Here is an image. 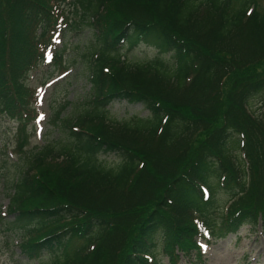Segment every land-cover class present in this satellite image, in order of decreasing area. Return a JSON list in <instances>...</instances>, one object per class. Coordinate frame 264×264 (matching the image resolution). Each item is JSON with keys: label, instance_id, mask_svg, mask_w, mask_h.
<instances>
[{"label": "trees", "instance_id": "16d2710c", "mask_svg": "<svg viewBox=\"0 0 264 264\" xmlns=\"http://www.w3.org/2000/svg\"><path fill=\"white\" fill-rule=\"evenodd\" d=\"M78 7L98 47L92 107L12 181L19 251L48 257L38 264H160L159 251L180 264L179 253L201 260L198 238L259 217L264 231V113L248 107L264 97V0H0V113L27 123L24 78ZM141 44L157 55L118 56ZM116 100L148 116L115 127Z\"/></svg>", "mask_w": 264, "mask_h": 264}, {"label": "rangeland", "instance_id": "374dc122", "mask_svg": "<svg viewBox=\"0 0 264 264\" xmlns=\"http://www.w3.org/2000/svg\"><path fill=\"white\" fill-rule=\"evenodd\" d=\"M64 7L67 9V2ZM72 12L73 21L64 26L52 41L47 60L42 59L24 78V83L32 91L27 123H19L0 113V264H38L48 258L28 259L19 251L18 236L8 221L10 216H7L13 192L11 183L23 170L32 152L48 144L59 149L68 141L65 119L74 121L92 107L89 102L92 101L91 68L96 62L98 47L94 28L86 19H81L83 9L78 7L76 13ZM156 55L152 46L143 44L132 49L124 47L118 53L120 59L130 66L145 63ZM168 57L165 54L164 60ZM248 107L255 115L263 114L264 97L254 98ZM105 110L106 119L115 127L133 116H148L149 113L141 103L126 100H116ZM99 159L113 164L118 157L111 153L100 155ZM197 241L201 247V260L196 262L194 256L179 253L180 264H264V231L259 224L255 229L244 225L234 233H217L208 240L201 238ZM158 259L160 264H167L169 260L161 251Z\"/></svg>", "mask_w": 264, "mask_h": 264}]
</instances>
